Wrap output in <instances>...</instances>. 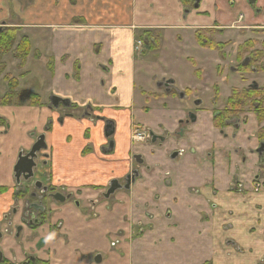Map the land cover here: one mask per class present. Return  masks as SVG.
<instances>
[{
	"label": "crops",
	"instance_id": "obj_1",
	"mask_svg": "<svg viewBox=\"0 0 264 264\" xmlns=\"http://www.w3.org/2000/svg\"><path fill=\"white\" fill-rule=\"evenodd\" d=\"M3 1L0 30L17 29L30 41L22 67L10 57L24 73L16 91L36 95L40 105H0V263L264 264L257 154L264 143L256 117L246 113L244 123L222 133L213 127L232 89L264 82L239 73L240 87H229L228 77L220 82L212 68L226 76L235 59H220L197 41L207 30L219 42L237 30L228 26L238 11L252 22L250 9L233 0H200L197 7L196 0H30L8 8L16 15L10 23ZM137 40L145 42L138 53ZM165 81L172 82L167 92L159 86ZM51 97L69 106L50 109ZM188 114L194 124L184 123ZM106 124L113 126L112 148ZM132 125L170 137L134 145ZM42 135L43 175L71 197L49 203L51 214L27 226L13 168ZM114 180L121 188L105 198ZM253 181L263 184L258 192Z\"/></svg>",
	"mask_w": 264,
	"mask_h": 264
},
{
	"label": "trees",
	"instance_id": "obj_2",
	"mask_svg": "<svg viewBox=\"0 0 264 264\" xmlns=\"http://www.w3.org/2000/svg\"><path fill=\"white\" fill-rule=\"evenodd\" d=\"M197 41L203 48L210 50H222V46L214 44L206 39H201L198 36ZM206 41V42H205ZM247 49L239 54L245 55ZM30 54V41L22 37L18 40V31L14 28H5L0 30V76L5 70L4 58L11 55L13 60L18 61V67H22L25 59ZM260 54L248 56L249 63L246 66L241 65L244 58H236L240 64L237 66L238 71L243 74H250L253 68L256 70V75L262 71L264 74V61L261 59ZM8 81L9 90L0 99V105L4 106H32L37 107L40 101L36 95L28 92H17L18 81L6 77ZM253 112L260 127L258 138L260 141L264 139V86L258 89H232L228 99L226 100L225 107L214 118V127L222 130L228 125V122L233 119H238L239 116ZM45 264V263H39Z\"/></svg>",
	"mask_w": 264,
	"mask_h": 264
},
{
	"label": "rangeland",
	"instance_id": "obj_3",
	"mask_svg": "<svg viewBox=\"0 0 264 264\" xmlns=\"http://www.w3.org/2000/svg\"><path fill=\"white\" fill-rule=\"evenodd\" d=\"M8 2H4L2 3V5L5 7V5L7 6V9L12 5L18 8L19 5H21V3H27L30 0H5ZM227 3L229 4V2L231 0H226ZM235 2H240V4H245L247 7L249 8L251 11V16H252V22H248L247 21V17L243 11H238L239 14L236 17L235 21H232L230 23V25L228 26L229 28H237V30L235 31H230L229 34H226L225 36H221L220 41L217 42L218 40L216 39V35L213 38V36L211 35V32L209 31H202L204 32V35L202 36L201 39H206L214 44H218V46H222V50H216L214 49L213 52L216 53L215 56H219V58H224V59H232L233 61L235 59L234 62H231V65L234 66H238L240 63L236 62V58H248V56H252L254 54H260L261 55V59L264 61V0H257L254 6H251L248 4V2L246 0H233ZM244 9L242 5H238V10ZM16 15L12 12V10L8 9L7 12V21L8 22H16ZM244 27H248V28H259L258 30H252L250 31V29H244V30H239V28H244ZM2 30V29H1ZM225 31V29L220 30L221 33H223ZM217 32V31H216ZM233 32V33H232ZM232 33V34H231ZM237 38L236 40H234V38ZM18 40H20L18 38ZM206 42V41H205ZM199 44V43H198ZM239 48H240V52H243L245 49L246 52L244 53L245 55H240L239 54ZM236 51V52H235ZM11 55L7 56V62L5 64V70L2 73V75L0 76V90H6L8 91V81H6V77H9L10 79H14L16 81H18V78L23 76V71L20 69H17L15 67V62L12 61L10 59ZM12 58V57H11ZM177 60L182 59L181 57H177ZM260 59V58H259ZM260 59V61H261ZM4 60V59H3ZM34 65L36 64L35 61ZM236 62V63H235ZM7 64V66H6ZM193 64V63H192ZM242 64V62H241ZM18 65V63H17ZM7 67V70H6ZM256 68V67H253ZM1 69V68H0ZM213 69V75L215 78H219L220 82H224L227 77H228V84L229 87L233 84H235L237 87H240L241 85V80L238 76L237 73L235 72H228L227 75L225 76V74H222V76L217 75V71L215 69V66L212 68ZM205 72L207 73V75H210V72L207 71V69L205 70ZM262 71H260L256 76H253L252 78L259 82H264V74L261 73ZM194 80L199 82V72L197 73V68L194 71ZM22 75V76H21ZM206 76V75H205ZM214 78V79H215ZM221 78H224V80L222 81ZM210 79V78H209ZM208 81V80H206ZM247 82L250 81V78L246 80ZM246 82V84H247ZM18 83V82H17ZM264 86V84L260 85ZM204 94V93H203ZM225 95L226 92L225 91H221L219 96H218V102L217 105L223 101V99H225ZM188 98H186L185 100H189V102L192 103L191 97L187 96ZM207 97H209L210 99L213 97V93L212 92H207ZM204 101H206L205 98H203ZM215 104V103H213ZM253 113V112H251ZM242 116H239L238 119H241Z\"/></svg>",
	"mask_w": 264,
	"mask_h": 264
},
{
	"label": "flooded vegetation",
	"instance_id": "obj_4",
	"mask_svg": "<svg viewBox=\"0 0 264 264\" xmlns=\"http://www.w3.org/2000/svg\"><path fill=\"white\" fill-rule=\"evenodd\" d=\"M236 62H237V60H236ZM248 63H249V59L248 58H245L244 60H242V64L241 65L246 66ZM235 72L241 74L238 71L237 66L235 68ZM251 74H256V70L252 68L250 75ZM161 85H163L165 87V91L167 92L168 89L170 88V86L172 85V82H166L165 81V82H162V83L159 84V86H161ZM253 89H258V87H253ZM182 94L183 93H180L179 95H182ZM247 113H249V112H247ZM189 115L194 116V119L193 120L190 119L189 118ZM216 115L217 114H215L213 116V121H214V118L216 117ZM90 117H92V116H90ZM195 121H196V116L194 114H188L184 123L185 124H189V123L194 124ZM244 122H245V119H242V118L241 119H237L236 118V119H233L232 121L228 122V125H226V127H228L230 125H233L235 127H238L241 123H244ZM213 127H214V122H213ZM258 128L260 129V127H258ZM137 129L139 131H144L145 134H146V137L142 138L141 140H137L136 142H134L133 139H132V137H133L134 132ZM224 129L219 130V131L222 133V131ZM259 129H258V133H259ZM130 132H131L130 133L131 143H133L134 145L138 144V145H141V146H147L149 144H152L153 145L155 143L163 144L170 137L169 134L166 135V136H164V137L157 136L152 131H148L146 128H143L142 126H137V125H132V127L130 128ZM150 133H152L156 137L162 138L163 139L162 142L151 143V138H150V135H149ZM106 140L108 141L109 139H106ZM258 140H259V138H258ZM259 142L260 143H264V139H263V141H260L259 140ZM107 143H108L107 146L109 147V141ZM261 147H263L262 150H261ZM29 150H27L25 152H19L18 155L19 154L25 155V154H27L29 152ZM40 154L41 153L37 154V159L34 160L36 166H35V168L33 170V178L32 179H29L27 181L24 180L23 178H20L19 182L17 183V185L19 187L18 188L19 192L17 193L16 201H18L19 198L24 201L23 212H22V221H23V224L24 225H27V226L33 225L34 222H36V221L37 222L38 221L40 222V220L42 218H45V216H48L49 214H51L50 207L48 206L49 203H52V202L53 203H60V202L54 200L53 197L55 195L62 196L63 198H65V201L68 200V199H70V197H71V195H67V194L64 193V188H59V187L53 185L50 182L51 181L50 178L49 177L47 178L46 175H43L42 169H43V167L46 166L47 159H46V157L44 158V157L40 156ZM257 154L260 155L259 166H260L261 171L264 173V144H261L260 145V147H259V149L257 151ZM18 155H17V159H18ZM133 161H134V159H133ZM134 163H135V161H134ZM135 165L137 167H139L141 164L138 165V164L135 163ZM133 173H135L134 179H136V177H137V171L132 172L129 176H131ZM114 181H116L118 183V185H120L117 180H114ZM37 182H39L41 184L40 189H37L34 186ZM263 184L255 183V181H253V191L258 192L262 188L261 185H263ZM108 188H109V186H108ZM64 202H62V203H64ZM75 205L77 206L78 204L75 203ZM13 209H14L13 211L15 212L16 211V208L14 207ZM20 230H21V226H18V228L16 229L15 237L18 236V234L20 233ZM0 264H2V262ZM26 264H29V263L27 262Z\"/></svg>",
	"mask_w": 264,
	"mask_h": 264
},
{
	"label": "water",
	"instance_id": "obj_5",
	"mask_svg": "<svg viewBox=\"0 0 264 264\" xmlns=\"http://www.w3.org/2000/svg\"><path fill=\"white\" fill-rule=\"evenodd\" d=\"M200 0H196L195 7H197ZM249 5L254 6L257 0H246ZM4 25V24H3ZM167 85V84H166ZM256 87V86H254ZM69 106V102L66 100H61L57 97H51L49 99V108L50 109H57L59 106ZM190 119H194V116L189 115ZM61 121V120H60ZM108 123V122H107ZM113 134V126L112 124H106L104 128V136L106 139H109ZM151 138V143L155 142H162V138L154 136L152 133L149 134ZM113 144L109 143V147L112 148ZM263 147H261V150ZM46 150V144L44 142V136H40L37 141L34 143V145L30 148L29 152L25 155L19 154L17 162L13 168V176L16 181V183L19 182L20 178H23L24 180H29L33 178V170L35 168V162L34 160L37 159V154L41 153L42 151ZM134 161L136 164L140 165L142 164L140 156H135ZM135 173H133L131 176H128L126 178V184L124 188L128 189L130 183L134 180ZM35 188L40 189L41 184L37 182L35 185ZM121 188L120 185L116 181H112L109 185V189L105 193V198H108L110 195H112L116 190ZM55 201H58L60 203L65 201V198H63L60 195H55L54 197ZM1 238V234H0Z\"/></svg>",
	"mask_w": 264,
	"mask_h": 264
},
{
	"label": "built area",
	"instance_id": "obj_6",
	"mask_svg": "<svg viewBox=\"0 0 264 264\" xmlns=\"http://www.w3.org/2000/svg\"><path fill=\"white\" fill-rule=\"evenodd\" d=\"M143 44H145L144 41H141V40H137L134 44V51L136 53H138L142 47H143ZM146 44L148 45V42L146 41ZM146 137V134L144 131H139L138 129L134 132L133 134V141L136 142L137 140H141L142 138Z\"/></svg>",
	"mask_w": 264,
	"mask_h": 264
}]
</instances>
